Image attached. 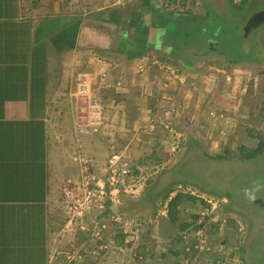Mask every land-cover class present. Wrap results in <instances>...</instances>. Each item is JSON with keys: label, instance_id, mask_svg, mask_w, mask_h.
I'll use <instances>...</instances> for the list:
<instances>
[{"label": "rangeland", "instance_id": "rangeland-1", "mask_svg": "<svg viewBox=\"0 0 264 264\" xmlns=\"http://www.w3.org/2000/svg\"><path fill=\"white\" fill-rule=\"evenodd\" d=\"M50 1L64 4L68 12L90 15L104 8L110 11L111 6L127 11L142 0ZM230 1L238 5L231 12L226 9L227 0H151L159 9V31L170 29L176 20L172 28L176 42L169 39L168 44L153 47L151 55L120 70H107L102 60L114 67L116 59L99 56L100 66L94 69L98 71L95 104H100L101 141L98 150L82 152L85 167L92 166L91 182L85 177L83 190H71L73 194L59 190L58 196L77 199L64 204V218L71 227L78 224L76 217L99 209L95 221L100 225L98 264H264V155L249 161L218 159L249 152L264 136V64L228 59L245 58L240 32L250 14L264 9V0ZM206 5L212 9L206 11ZM141 7L150 11L144 4ZM170 12L204 16L169 19ZM261 27L252 33V60L264 61ZM206 33L214 34L228 57L204 53L209 41L203 36ZM132 52L128 57H135L137 53ZM117 57L122 60L117 64L126 60L122 54ZM89 69L84 66L83 70ZM80 82L90 88L84 78ZM78 96L88 103L85 94ZM60 109L61 105L55 107L56 120H61L60 112L65 113V107ZM188 150L193 151L191 160L181 168ZM113 153L123 154L121 168L128 167L127 188L117 191L107 182L114 173L109 163ZM154 182L169 188L178 184L172 186L171 199L163 202L164 190L160 196L151 192ZM225 187L233 188L231 197L219 192ZM177 195H183V200L171 220L168 202ZM67 225L63 223L64 234L53 232L64 247L54 248L51 264H65L59 254L64 257L67 248L75 249L67 245L77 240ZM123 246L128 248L124 252Z\"/></svg>", "mask_w": 264, "mask_h": 264}, {"label": "crops", "instance_id": "crops-1", "mask_svg": "<svg viewBox=\"0 0 264 264\" xmlns=\"http://www.w3.org/2000/svg\"><path fill=\"white\" fill-rule=\"evenodd\" d=\"M142 2L146 8L150 4L149 0ZM58 3L0 0V264H51L54 248L64 247L60 240L55 241L53 232L64 234V222L77 240L67 244L75 249L67 248L64 257L59 254L60 261L98 264L99 240L95 234L100 225L95 221L99 209L76 217L80 220L71 227L64 218V204L77 199L58 197L59 190L73 194L71 190L82 189L86 180L91 182L92 166L85 167L82 152L98 150L101 141V117L94 108L99 90L94 68L100 64L109 71L130 67L151 55L153 47L165 44L160 24L157 22L156 27L151 22L145 7H141L143 3L130 15L123 9H113L115 6L108 7L112 8L108 15L111 23L125 24L116 33V26L109 22L90 19L88 12H68ZM44 7L47 12L39 11ZM138 16L140 20H136ZM101 25L107 27L103 45L110 41L112 32L113 50L108 54L96 46L100 36L93 27ZM138 34L144 39L141 49ZM129 51L137 54L128 57ZM117 54L126 58L122 64H117L122 61ZM99 56L116 59L115 66L102 59L98 64ZM84 66L89 71H84ZM83 78L90 88L80 86L78 81ZM81 93L88 98L86 107L80 106ZM59 105L60 111L65 107V113L60 112L61 120H56L55 107ZM73 134L75 142L71 145ZM67 253L73 261L69 262Z\"/></svg>", "mask_w": 264, "mask_h": 264}, {"label": "trees", "instance_id": "trees-1", "mask_svg": "<svg viewBox=\"0 0 264 264\" xmlns=\"http://www.w3.org/2000/svg\"><path fill=\"white\" fill-rule=\"evenodd\" d=\"M246 1L247 0H244L242 3L244 4ZM149 2H150V4L149 3L147 4V9H149L150 11H147L146 14L147 15H150L151 22L155 23L156 27H159V24H158L159 22L157 23V19H156V18H158V15L156 14V11H158L159 9L157 7L155 8L152 5L151 0H149ZM140 3H141V1H140ZM225 5H226V9L228 11H230V12L233 11L238 6V5H236V6L232 5V2L230 0H227V2H226ZM206 6H207L206 11H208L209 9H212L210 6L209 7H208V5H206ZM134 11H136V10H134L133 8H128V10L126 11V13L130 15V13H132ZM152 12L155 13V14H152ZM109 14H110V11L109 10H107V11L106 10H102V11L93 12L90 15L88 14L87 17L90 18V19H94V18L97 19L98 18L97 20L100 19V20H105V22H109L113 26H116V28H114V30H113L114 33H116V31L119 28L125 26V24L119 23V22H117V23H111V21L109 20V17H108ZM167 15H168L167 18H169V19H173L174 17H179V16L180 17L181 16H184V17H189V16H192V17H203L204 16L203 14H199V15H185V14H181V13H178V12H175V13L170 12V13H167ZM258 16H263V17H259L260 20H258L256 18ZM176 23H177L176 20H174L170 24V29L165 27L164 31L161 30L162 37L164 36V43L165 44H168L166 42L169 39L171 40L170 42H176V41H174V38L172 37L173 36L172 28L175 27L174 25L177 26ZM260 26H263L264 27V9L261 10V11H259V12L250 14V16L246 19V22L244 23V27H243L242 31L240 32L241 40L244 41L243 42V46H242L243 51L245 53V55H244L245 58L243 57L244 59H242V58L235 59L234 57L232 58L231 56H229L228 54H226L224 51H222L218 47L219 41L216 40V38L213 36L214 34L211 35L209 33H206V34L203 35L204 37L208 38V40H209V41L207 40L208 43L206 44V49H205V46L203 47L204 53L206 55L219 54V55H223V56H227V57L229 56L228 59L231 60L232 62L249 61L248 63L254 65V64L258 63V61H259V62H261V63L264 64V61L262 59H260V60L259 59L258 60H252V58L249 59L251 57L252 52L253 53L255 52L254 51L255 48L253 47L254 44L251 41L252 33L258 31L260 29ZM99 27L96 28L97 34L100 36L99 39H98V41H96V46H98L100 48V50L101 51H104V52L105 51H108V50L112 51L113 50V46H112V32L110 34L111 36L109 35L110 41H107V44L106 45H103L102 44L103 43V39L106 40V38L103 37L104 34H105L104 31H107V27L105 25H101ZM263 27H261V28H263ZM161 29H162V27H161ZM138 35L140 36L139 39H142V40H140L142 43L141 42H138L139 43L138 46L141 49V47L143 48V46H144V39H143V37H142L141 34H138ZM248 43H249V46L247 48L246 45ZM108 45H109V47H107ZM260 45L264 47V44H260ZM198 47H200V46H198ZM233 54L235 56H237V52H234L233 51ZM188 151H190V150H188ZM243 151L244 150L240 151V155H235L234 157H232V156L231 157H222V156H219L218 159H223V158H234V159H236V158H238L237 160H242V161H249V160H252V159H257V158H259V156L264 155V136L261 137V140L258 143V146L257 147L252 148L249 152H243ZM192 152L193 151H190L189 154L187 155V157H184L182 164L185 163L184 164L185 166H182V164H181L180 165L181 168H185L187 162L191 160V157H189V156H190V154ZM206 156L208 157V155H206ZM152 184L153 185L151 186V192L152 193H155V195L160 196L161 195L160 194L161 191L164 190V194L161 195L162 197H160L163 200V202H164L168 198L171 199L170 193L172 192V188H173L172 186L175 185V184H178V183L175 182L174 184H171L170 185L171 186L170 188L167 187V186L162 187L157 182H154ZM232 189H233L232 187H225V190H220L219 192L220 193H225V195L227 197H231V195L233 194V191H230V190H232ZM156 191H159V192H156ZM188 197H190L192 199L194 198L192 196H188ZM151 199H156V197H152ZM181 200H183V195H177L176 197L172 198V200H169V202H168L169 208L168 209H169V217H170L171 220L174 219V218H176V214H177V204L180 203ZM253 205L255 206V203ZM254 248H256V243L255 244H252L249 255L254 251Z\"/></svg>", "mask_w": 264, "mask_h": 264}, {"label": "built area", "instance_id": "built-area-1", "mask_svg": "<svg viewBox=\"0 0 264 264\" xmlns=\"http://www.w3.org/2000/svg\"><path fill=\"white\" fill-rule=\"evenodd\" d=\"M95 76L96 75H93L94 78H95ZM95 80H96V78H95ZM82 84L83 83L81 82L80 86ZM88 104L89 103H86V102H80V106H83V107L88 106ZM99 106H100V104L94 105V108L96 109L97 112L99 111ZM97 114L100 116V113H97ZM84 120H85V117H82L80 120L82 125L85 124ZM122 157H123V154H121V153H113L109 158L110 167H111V169H113L114 173L107 179V182H108L109 186H111L112 188H117L116 191L120 190L123 187L127 188V184H128L126 179L124 178L125 172L128 171V167L126 165H124V168H121L123 166V165H120V162L123 160ZM95 236L99 240V233L95 234ZM99 247H101V246L98 245V254L100 252ZM127 249H128L127 246H123L122 251L124 252Z\"/></svg>", "mask_w": 264, "mask_h": 264}, {"label": "flooded vegetation", "instance_id": "flooded-vegetation-1", "mask_svg": "<svg viewBox=\"0 0 264 264\" xmlns=\"http://www.w3.org/2000/svg\"><path fill=\"white\" fill-rule=\"evenodd\" d=\"M259 17H263V16H258V17H256L258 20H260V18Z\"/></svg>", "mask_w": 264, "mask_h": 264}]
</instances>
